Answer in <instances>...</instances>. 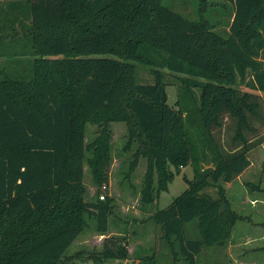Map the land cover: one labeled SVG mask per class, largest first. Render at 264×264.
Instances as JSON below:
<instances>
[{
  "label": "trees",
  "instance_id": "16d2710c",
  "mask_svg": "<svg viewBox=\"0 0 264 264\" xmlns=\"http://www.w3.org/2000/svg\"><path fill=\"white\" fill-rule=\"evenodd\" d=\"M197 1L201 11L231 12L225 34L162 0L5 4L29 39L32 60L26 76L9 67L0 72V264H75L62 257L84 217L106 231L113 198L86 202L83 176L87 162L97 187L107 180L114 122L126 125L125 148L136 144L130 168L146 158L144 206L167 188L172 170L192 167L186 189L151 215L172 252L165 264H196L203 247L226 246L244 217L232 210L224 184L264 143V0ZM138 65L152 83L136 81ZM162 68L185 76L173 106ZM88 124L100 127L90 144ZM208 186L217 197L204 192ZM194 220L198 235L191 238L185 225ZM113 238L80 264H160L152 255L122 262L125 244Z\"/></svg>",
  "mask_w": 264,
  "mask_h": 264
},
{
  "label": "rangeland",
  "instance_id": "374dc122",
  "mask_svg": "<svg viewBox=\"0 0 264 264\" xmlns=\"http://www.w3.org/2000/svg\"><path fill=\"white\" fill-rule=\"evenodd\" d=\"M14 1L15 0H0V6L4 8V10L0 9V23L2 22L7 25L6 28L3 27L0 29V45H2L0 47V53H3L0 55V72L4 71L6 67H9L12 72H22L25 70L23 75L26 76L25 73L27 71L29 72V64H31L32 60L27 46L29 39L26 44V38L22 35L23 28L21 25L9 19L10 15L5 13V4ZM162 4L189 20H198L200 16L207 20L210 19L211 22L214 23L215 29L222 34L228 31V24L231 19V12H229L228 9L227 12L223 10L225 13L222 15L221 12L214 14L211 12L210 8H208L207 11H201L197 0H162ZM2 17H4V19ZM1 26L2 25H0V27ZM15 33L16 36H13L12 39L10 35ZM18 50L24 52L18 54ZM11 59H13L15 63L8 64ZM162 69L164 71V81L166 84L165 93L167 103L173 106L177 99V90L181 83L180 78L185 76L171 73L166 68ZM136 70L137 82L152 83L153 77L147 67L138 65ZM239 88L249 91L247 87L243 86V83L239 85ZM259 94L264 97L263 93ZM99 130V126L88 124L85 134L86 143L90 144V142L96 138ZM127 143L128 134L126 125L120 122L111 123V159L107 170V180L102 183V185L106 186L104 190H102L101 186L97 187L94 183L90 166L85 162L83 176L85 187L84 200L86 202H96L102 194L104 197H112L113 210L107 219L105 232L97 230L96 220L93 216L86 215L84 217L85 225L78 237L66 249L62 257L63 262L75 264L90 263L91 256L101 251V247L105 240L112 239L113 237H118V241L125 244L128 257L122 262L138 263L140 261L139 258L145 255H152L160 264L169 263L173 260L172 252H170V248L166 246L165 240L161 238L159 226L151 220V215L156 209L166 208L174 197L178 196L186 189V180L193 178L192 167L190 165L181 167L178 172L172 170L173 178L167 184V188L159 191L157 198L154 195L152 202L144 206L141 198V189L144 183L147 161L145 157L138 156L135 164L130 168L132 152L135 150L136 144L131 143L125 148ZM249 158L253 165L249 174L251 177L247 176L249 177L248 180L251 182L258 180L257 183L263 184L264 143L258 145L251 151L249 153ZM201 167L207 169L213 167V164L211 162L203 163ZM156 179L157 174L155 173L153 175L154 183H156ZM204 192L212 197H217V190L213 186H208L204 189ZM257 194L260 193L258 192ZM260 196L264 198V195L260 194ZM241 197L242 189L241 191L235 190L227 194V198L232 203V208L238 215L244 217L243 220H238L234 225V229L236 227L235 230L237 232L236 236L242 240L245 234H248V236H252L255 233L259 235L263 234L264 227H258L257 224L253 223H260L262 221L261 219L264 221V206L260 203L254 207L249 204V201H245L241 209L237 208L235 203L238 204L237 201H239ZM185 229L191 238L197 237L198 232L195 220L187 223ZM107 237L108 239H106ZM113 239L116 240V238ZM115 240L112 242H115ZM255 242L256 244L252 243L254 247H263L260 241ZM249 249L248 247L243 248L241 246H233L227 249L216 246L211 248L204 247L197 258L196 264H214V262H216V264H225V262L228 264H241L242 261L249 262L250 259L248 258H254L255 263L264 261V250L263 252H257ZM248 253H254V255H248ZM176 264L187 263L177 261Z\"/></svg>",
  "mask_w": 264,
  "mask_h": 264
},
{
  "label": "crops",
  "instance_id": "0c3cea01",
  "mask_svg": "<svg viewBox=\"0 0 264 264\" xmlns=\"http://www.w3.org/2000/svg\"><path fill=\"white\" fill-rule=\"evenodd\" d=\"M254 149H252L251 151H253ZM249 153H248V159H249L250 163H249L248 167L246 169H244L240 174H238L235 178H233L230 182H227L224 184V188L226 191V197H227V194H229L235 190L241 191V189H242V197H241V199H239V201H237L239 205L235 203V205H237V208H240V209L243 207V203L245 201H249V204L251 206H254V207H255V205L260 204V203L264 206V198L262 196H260V194L264 195V182L262 184V183H257L258 180H255V182H251L250 180H248L249 177H251V176H249V174H250V171L252 169L251 167L253 165L252 161L249 158ZM247 176H249V177H247ZM255 191H257V192H255ZM258 192L260 194H257ZM255 194H257V195H255ZM228 201H229L230 206H231L232 203L230 202L229 199H228ZM231 208H232V206H231ZM245 217H247V216H245ZM261 220L262 221L260 223H253V224H257L258 227L259 226L264 227V221H263V219H261ZM235 229H236V227H235ZM235 229L233 227L230 239L228 240L226 246L221 247V248L227 249V248L233 247V246H241L243 248L248 247V249L250 248L249 250H253V251H257V252H263L262 249H260L259 247H254L253 244H256L255 241H260L264 247V233L261 235L255 233L252 236H248V234H245L244 239L240 240L239 237L236 236L237 232ZM251 246H253V247H251ZM249 254L254 255V253H248V255ZM248 259H250L249 262L248 261H246V262L242 261L241 264H247V263L248 264H264V261H259V262L255 263L254 258H248ZM214 264H216V262H214ZM225 264H228V263L225 262Z\"/></svg>",
  "mask_w": 264,
  "mask_h": 264
},
{
  "label": "built area",
  "instance_id": "2783aa9c",
  "mask_svg": "<svg viewBox=\"0 0 264 264\" xmlns=\"http://www.w3.org/2000/svg\"><path fill=\"white\" fill-rule=\"evenodd\" d=\"M101 187H102V190H104V189L106 188L105 185H101ZM99 199H100V200H101V199H104V195H103V194L100 195V196H99Z\"/></svg>",
  "mask_w": 264,
  "mask_h": 264
}]
</instances>
